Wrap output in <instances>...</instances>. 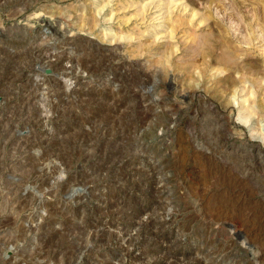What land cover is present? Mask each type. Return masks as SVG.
Returning a JSON list of instances; mask_svg holds the SVG:
<instances>
[{
	"label": "rangeland",
	"instance_id": "obj_1",
	"mask_svg": "<svg viewBox=\"0 0 264 264\" xmlns=\"http://www.w3.org/2000/svg\"><path fill=\"white\" fill-rule=\"evenodd\" d=\"M0 264H264V0H0Z\"/></svg>",
	"mask_w": 264,
	"mask_h": 264
}]
</instances>
